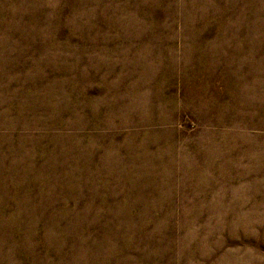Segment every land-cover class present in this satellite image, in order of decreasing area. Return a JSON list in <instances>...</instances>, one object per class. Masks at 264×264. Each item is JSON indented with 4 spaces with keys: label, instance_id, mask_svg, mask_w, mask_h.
I'll return each mask as SVG.
<instances>
[{
    "label": "rangeland",
    "instance_id": "obj_1",
    "mask_svg": "<svg viewBox=\"0 0 264 264\" xmlns=\"http://www.w3.org/2000/svg\"><path fill=\"white\" fill-rule=\"evenodd\" d=\"M0 264H264V0H0Z\"/></svg>",
    "mask_w": 264,
    "mask_h": 264
}]
</instances>
